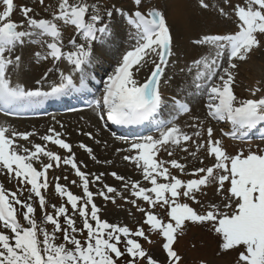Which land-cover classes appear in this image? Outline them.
Wrapping results in <instances>:
<instances>
[{
  "label": "snow or ice",
  "instance_id": "snow-or-ice-1",
  "mask_svg": "<svg viewBox=\"0 0 264 264\" xmlns=\"http://www.w3.org/2000/svg\"><path fill=\"white\" fill-rule=\"evenodd\" d=\"M198 3L202 9L214 10L220 19H231L235 30L205 33L195 39L193 44L206 46L208 54L179 68L190 80L179 81L175 94L166 95L165 89L173 82L166 72L174 39L164 12L146 8L145 0H132L127 9L115 0H55V4L36 0L21 6L15 0H0V112L33 108L87 90L96 82L103 84L101 97L92 106L97 121L102 122L97 125L100 131L108 128L109 122L132 127L156 121L159 133L131 142L117 137L128 147L116 151L125 153L122 160L141 175L140 180H129L115 171L108 173L122 182L119 198L142 214L139 226L132 229L102 218L96 197L115 204L117 188L104 183L105 173L82 170L87 165L77 161L73 144L54 127L40 139L67 155L39 143L26 147L17 141L31 143L34 133L0 125V174L16 184V190L11 191L0 183V264H161L141 243L142 238L153 244L150 234L163 241V264H181L174 245L191 227L214 232L220 253H237L233 264H264V151L232 155L223 140H243L248 130L264 125V95H257L262 90L257 87L251 91L252 98L239 99L233 71L238 61L264 50V0ZM38 7L48 15L38 17ZM16 11L22 15L21 21L12 19ZM65 31L73 35L65 39ZM122 32L132 42L124 51L119 44ZM26 46L33 49L37 61L53 64L48 71L57 79L47 89L43 86L47 74L32 88L11 79L10 73L23 63ZM105 64L114 65V70L106 80L96 81L95 69ZM145 67L150 75L140 82L136 74ZM201 95L206 97L205 117H192L193 123L188 125L192 131L186 132L178 120L191 113L192 100ZM165 109L168 117H164ZM211 121L227 122L231 130H221V138H216ZM82 134L107 149V143L96 138L99 133ZM78 146L95 163H113L100 161L93 146L83 142ZM162 149L169 157L174 156V149L181 150L184 162L159 159ZM189 157L202 166L189 170ZM37 162L39 169L34 166ZM62 166L74 171L78 180L70 183L78 184L82 195L60 184V177L49 182V170ZM185 176L194 178L183 179ZM90 185H98L97 190L92 191ZM208 191H213L220 203L205 205ZM53 194L62 203L50 204ZM158 210H163V216Z\"/></svg>",
  "mask_w": 264,
  "mask_h": 264
},
{
  "label": "rangeland",
  "instance_id": "rangeland-1",
  "mask_svg": "<svg viewBox=\"0 0 264 264\" xmlns=\"http://www.w3.org/2000/svg\"><path fill=\"white\" fill-rule=\"evenodd\" d=\"M35 2L36 0H15L17 6L24 4H35ZM115 2L123 6L125 9L132 6V0H115ZM46 3L55 4V0H46ZM145 3L146 8L155 7L164 12L174 39V53L169 64V70L166 72V76L173 82L168 88L165 89L166 95H173L176 91V83L181 80H184L185 83H187L190 80L189 76L180 73L179 68H186V66H190L191 62L195 59L208 54V49L206 46L194 45L193 41L197 38H200L205 33L231 32L235 30L236 25L231 19L218 18L216 12L211 8L208 10L202 9L199 6L198 0H145ZM212 3L215 4L216 0H212ZM0 10H2V6H0ZM36 15L38 17H46L48 14L43 12L41 8L38 7L36 8ZM12 19L15 21H21V13L19 11L14 12ZM64 35L65 39H67L68 37L72 36L73 33L71 31H65ZM119 44L121 51L130 49L132 42L126 32H122ZM32 50L33 49L28 46L25 47L22 53L23 63L19 68L10 73L11 79L14 83H20L27 88H32L37 86L35 84L36 80L47 74L48 81L43 85L44 88L47 89L48 84L57 79V76H50L51 73L48 71L50 68H53V64L51 62L37 61L32 55ZM105 66L108 67L107 64H105L103 67ZM102 68L95 69L96 76L104 72L102 71ZM233 71L236 78L234 92L239 99L252 98L251 91L257 87L262 90L257 95H264V50H256L247 60L238 61L237 68ZM149 74L150 72L148 71V67H145L138 74H136V76H138L139 79L142 76L143 78L141 79L145 80ZM183 86L184 85H182V87ZM189 96H191V93H189ZM98 99L99 98L96 97V100ZM205 104L206 97L202 95L192 100L191 113L182 116L178 120V123L184 131H192V129L188 127L189 124L193 123L192 117L199 116L202 120L204 119L206 113ZM168 115L169 112L165 114L164 117H168ZM41 116L42 115L36 116L34 118L33 115L13 117L10 113L5 114L4 112H0V125L9 126L10 128L15 129L17 132L34 133V135L29 138L31 143L24 142L22 140L17 141L26 147H31L32 144L39 143L41 145H46L48 149L56 151L62 156L67 155V153L64 150L59 149L58 146L51 145L50 143L40 139V137L43 135L50 134L49 129L54 127L57 132L62 134V138L73 144V151L76 155L77 161L82 165H87L86 168L82 167V170L90 174L105 173L106 175L104 176V183L117 188L118 193L116 194L117 199L115 204L111 202H105L100 197H96V203L102 206L103 209L102 218L107 219L109 222L126 224L132 229L137 228L139 226L137 222L143 219L142 214L136 211V209L131 204L127 203L126 200H121L119 198V192L123 191L122 182L117 181L111 175H108V173L115 171L117 174L123 175L129 180L141 179L140 173L134 168V166L122 160V156L125 153H119L116 151V149L120 148H114L113 151L108 149L110 150L108 154L106 152H102V154H105L106 156L110 155V157H117L114 160H112L109 156L106 157L107 160H112L113 163H95L91 161L84 150L80 149L78 145L79 143L83 142L93 146L94 148H97V157L99 156L98 153L100 148H103V146L98 148L96 147L97 145H94L95 143L93 140L85 139L84 137L82 138L81 135H83L82 133L85 132L84 122L82 119L75 117L76 115L74 114L69 115L68 112L50 114L43 117ZM205 123L208 124L209 122L205 121ZM60 124H63L64 127L61 128ZM210 126L216 130V138H221V130H231V126L227 122L211 121ZM104 130L108 131L107 133L110 139L113 138L114 141H117L118 136L112 134L108 128ZM150 134L152 135V133ZM158 134L154 136H158ZM223 140L226 150L232 155H235L241 151H243L245 154H247L249 150L252 152L264 151V136H260L258 133H255L253 136L245 135L243 140H233L229 137H223ZM193 150L194 148L189 149V151ZM102 151H105V149ZM113 153L115 154L113 155ZM199 155L202 158L203 152H201ZM184 156L185 153L179 149H174L173 157H169L163 149L158 154L159 159L168 160L176 158L181 160V162H184ZM98 159L100 161H105L102 160L100 156ZM45 162H47L46 158ZM188 163L190 165L189 170L202 166L198 160H194L191 157H189ZM205 163L210 164L211 161L206 160ZM34 166L39 169V162H37ZM63 176H67L68 179L64 180ZM55 177H60L59 183L62 185H67L74 194L82 195V190L79 185H72L70 183L72 180H78V178L75 176L74 171L70 170L69 166L50 169L48 175L49 182L52 183ZM182 178L189 179L194 177L185 176ZM0 183H4L5 188L8 190H16L15 181H8L2 174H0ZM90 187L91 190L95 192L98 185H90ZM125 196L128 199L132 198L129 193H125ZM212 202L220 203V199L214 195L213 191H208L207 198L204 199V203L207 205L208 203ZM49 203L60 204L62 203V200L53 194ZM142 206L147 207L143 204ZM192 206L198 210H203L199 205L193 204ZM51 211L52 209L49 208V212ZM158 211L160 215L163 216V210ZM36 218L37 221L40 222L41 213L39 209H37ZM49 231H51V226H49ZM150 239L154 241L153 244H148L147 242L143 241L142 238L141 243L146 249L149 250L150 254L155 259L159 260L161 264H163L165 253L162 250V239L153 234H150ZM58 242L60 241L58 240ZM218 244L219 239L214 232L206 228L191 227L178 238L174 247L178 254L182 257L181 264H233L237 253L234 251L227 254L220 253L218 250Z\"/></svg>",
  "mask_w": 264,
  "mask_h": 264
},
{
  "label": "bare ground",
  "instance_id": "bare-ground-1",
  "mask_svg": "<svg viewBox=\"0 0 264 264\" xmlns=\"http://www.w3.org/2000/svg\"><path fill=\"white\" fill-rule=\"evenodd\" d=\"M108 65V64H107ZM113 67L114 66H109L108 65V67H101L102 68V71H104V72H102L101 74H99V75H97V78H96V81H100V80H106L107 79V75H111V73H112V71L114 70L113 69ZM100 69V68H99ZM150 75V74H149ZM50 76H54V75H52V74H50ZM148 77V76H147ZM50 78V77H49ZM55 78V77H54ZM136 78L140 81V82H143L144 81V79H141V78H143L142 76L140 77V79L138 78V76H136ZM56 80V79H55ZM187 81V80H186ZM91 85H93L94 87H95V89H98V90H100V94H102V92H103V84H101V83H96V82H93V83H91ZM31 88V87H30ZM71 94H73V93H71ZM70 94V95H71ZM70 95H68V96H70ZM62 98H60V99H54V100H49V101H47L46 103H44L45 105H46V107L47 108H49V109H47L48 110V112L49 113H53V112H58V111H60V109H58V110H54V109H57L56 107H60L61 109H66V110H68V108L66 107V105L65 104H63L64 105V107L63 106H59V104L60 103H55V104H53L52 102H54V101H58V100H61ZM50 102V103H49ZM198 103H199V101H198ZM44 104H42V105H44ZM47 104H50V105H47ZM198 110V109H197ZM37 111V110H36ZM198 112V111H197ZM82 113V114H81ZM168 113V110L167 109H165V111H164V115L165 114H167ZM76 115L75 117H79L80 119H82L83 120V122H84V128H85V132H88V131H91V132H93V133H99L98 135H97V139H100V140H102L103 142H106L107 143V145H108V147H107V149H105L104 148V146H103V143L101 144V145H98V146H96V147H101V146H103V148L101 147L100 148V151H99V156H100V158L102 159V160H107L106 159V157L107 156H109L110 157V155H105V154H102V152H106L107 154H108V152H110V150H108V149H111L112 151L114 150V148H124V147H128V145L126 144V143H124L123 142V140H120V139H117V141H114L113 140V138L112 139H110L108 136V131H105V130H103V131H100V129L97 127V125H98V123H102V122H98L97 121V119H96V116H95V112H94V110H93V107L91 108V109H89V110H86V109H82V110H80V111H78V112H70L69 113V115ZM77 114H80V115H77ZM151 122H153V121H151ZM155 122V121H154ZM23 124V123H22ZM155 124V123H154ZM155 128H153L152 129V133H154L152 136H154V135H156V134H158V130H157V124H155V126H154ZM112 130H110V132H111ZM113 132V131H112ZM146 133H147V131H145L144 133H142V134H134L133 136H136V137H141V135L142 136H146ZM82 136V138L84 137L85 139H89L87 136H83V135H81ZM137 139V138H136ZM85 141H87V140H85ZM87 143V142H86ZM91 143V142H90ZM92 144H93V142H92ZM95 145V144H94ZM103 149H105V151H102ZM96 150H97V148H95V152H96ZM115 153H113V155H114ZM98 156V157H99ZM112 160H114V159H116L117 157H110ZM119 159V158H118Z\"/></svg>",
  "mask_w": 264,
  "mask_h": 264
}]
</instances>
